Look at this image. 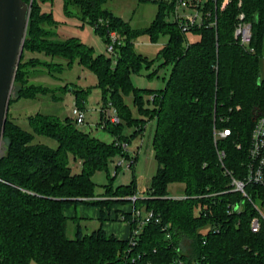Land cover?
I'll list each match as a JSON object with an SVG mask.
<instances>
[{"label":"trees","instance_id":"1","mask_svg":"<svg viewBox=\"0 0 264 264\" xmlns=\"http://www.w3.org/2000/svg\"><path fill=\"white\" fill-rule=\"evenodd\" d=\"M24 1L31 10L9 108L14 101L53 92L34 83L36 72L28 69H47L56 77L64 68L59 59L67 66L77 61L95 73V87L102 89L103 100L116 107L121 119L139 131L156 119L153 147L158 168L151 187L135 202L130 199L137 194L134 181L116 188L106 184L104 194H97L94 173L108 170L117 153L129 156L122 143L129 144L130 138L121 136V121L112 123L102 114L101 124L115 136L108 143L80 129L74 117L38 112L29 116V129L8 117L0 159V264H264V228H251L258 211L233 190L230 174L244 178L251 134L264 116V0H228L224 7L226 0L204 1L205 24L191 29L199 35L196 41H189L188 32L170 19V0H160L156 18L141 30L104 8L108 0H63L68 13L69 6H78L82 18L108 43L111 31L120 36L117 55L109 57L95 54L94 47L79 38H58L57 22L41 7L53 0ZM241 13L252 24L253 50L235 36ZM140 33L154 41L168 36L159 53L162 65H172L164 88H139L132 82L134 72L154 62L135 50L134 38ZM76 92V104L84 107L83 90ZM130 94L137 116L126 100ZM225 129L230 134L222 137L219 132ZM38 136L54 139L57 145L37 141ZM220 151L225 153L222 160ZM72 163L79 165L78 172ZM173 183L184 185L185 197H172ZM246 191L264 198L263 187L250 184ZM126 202L152 210L159 218L143 225L135 243L132 231L138 221L133 211L122 216L116 211L115 219L131 224L128 238L119 239L103 227L105 208ZM237 203L243 204L241 211L233 210ZM80 204L99 206L102 223L89 233L78 225L70 238L68 221L77 215L70 216L68 210Z\"/></svg>","mask_w":264,"mask_h":264},{"label":"rangeland","instance_id":"2","mask_svg":"<svg viewBox=\"0 0 264 264\" xmlns=\"http://www.w3.org/2000/svg\"><path fill=\"white\" fill-rule=\"evenodd\" d=\"M159 2L160 0H108L104 4V8L109 9L115 15L119 16L132 29L141 30L148 27L156 18ZM41 7L43 11L50 13L54 21L57 22L54 29L58 34V38H79L87 45L93 46L95 54H105L108 57L112 55L108 50L109 43L104 39L103 35L95 30V26L82 18L78 6H69L68 11L70 13L66 11L63 0L45 1L41 3ZM170 18H174L173 14H171ZM187 37L189 41L199 39V35L192 32H188ZM119 39L122 40L120 36ZM167 41L168 36L164 35H160L154 41L148 33H140L134 38L135 50L154 60L152 66H144L140 72H134L132 74L131 78L134 86L148 89H161L166 86L172 65H162L163 59L159 53ZM28 55L33 54L28 53ZM58 61L64 64V68L60 73H56V77L50 76L48 73L50 70L47 69L30 68L28 72L31 74L36 72L32 81L41 84L44 88L48 87L53 91L51 96L55 95L60 97L59 101H53L49 95H39L36 99L23 98L13 102L8 110L7 118H13L24 128L29 129V116L38 112L55 114L61 118L68 116L75 117L73 108L77 98L76 91L83 90L84 97L86 98L84 105L85 122L78 127L102 141L108 143L113 142L115 139L114 134L108 129H105L101 124L103 120V109H107L108 102L105 103L103 100L102 89L95 87L97 83L95 73L88 67L80 65L77 61L72 66H67L65 59H59ZM67 86L69 87L66 90L65 87L67 88ZM145 97L146 99L150 98L147 95ZM126 100L132 107L134 115L137 116L138 113L133 105L132 94L128 95ZM110 109L113 112V109ZM121 122V136L130 138V143L127 146L129 156H123L121 153H117L110 160L108 170H100L94 173L93 180L96 183V193L104 194L106 184L112 183L114 188H116L120 185H131L134 181L138 195L143 197L151 187L153 176L158 168L153 147L157 122L155 118L150 119L144 131H139L135 125L130 124L124 118L121 119ZM36 140H41L54 147L57 145L54 139L48 137L38 136ZM120 162L121 164L119 165ZM72 167L74 172L80 170L78 164L72 163ZM183 186V184L179 183L171 184L169 189L172 196L181 194ZM255 201L264 213V198L256 197ZM123 204L129 205L131 211L134 208L132 202ZM97 207L99 206L80 204L76 209L71 208L68 210L70 216L77 215V219L70 218L68 221L67 233L70 238L76 236L78 225H80L84 233H89L100 227L102 221L99 218L100 216L97 217L94 211ZM115 207L116 204L111 208L115 209ZM111 208L108 207V209ZM142 210L143 214H145L146 210ZM121 221L116 220L115 222L120 224ZM107 222L108 220L104 221V227ZM110 226L107 227V230L111 229L109 228ZM30 264L37 263L32 261Z\"/></svg>","mask_w":264,"mask_h":264},{"label":"built area","instance_id":"3","mask_svg":"<svg viewBox=\"0 0 264 264\" xmlns=\"http://www.w3.org/2000/svg\"><path fill=\"white\" fill-rule=\"evenodd\" d=\"M174 2V7L170 12L173 14L174 18H170L172 20L178 21L180 27L185 32H191L192 28L201 27L205 24L206 13H205V3L207 0H170ZM226 0L223 3V6L227 3ZM182 10V11H181ZM244 13H241L239 16V23L235 29V36L239 39L240 43L250 50H253L250 47L252 42V24L246 20H244ZM110 42L108 44L109 52L116 56V45L121 44L122 41L119 39V35L115 31H111L109 33ZM113 109L112 110L110 109ZM74 118L78 125L83 124L85 122V110L84 107H80L78 104L74 105L73 108ZM103 113L105 118L112 123H120L121 118L118 114L116 107L108 102L107 109H103ZM230 134L229 129H225L224 131L219 132V135L225 137ZM123 147L127 149L128 144L126 142L122 143ZM225 156V153L220 151V159L222 160ZM121 162L119 163V165ZM245 176L243 179L235 178L232 173V184L234 185V191H240L245 198L250 200L256 210L258 211V215H256L251 221V228L253 231L258 232L262 228H264V213L260 209V207L256 204L255 199L253 198L247 191V185H257L264 188V116L258 118L253 128L251 134L250 145L248 148V159L245 163ZM172 197L175 198H183L185 196L179 194L174 195ZM138 198H141L138 193L131 196L130 199L135 202ZM134 205V204H133ZM134 207V206H133ZM243 208L242 203H237L233 205V210L241 211ZM133 216L138 221V227L132 231V242L135 243V237L141 232L143 225L151 222L152 220L159 221V218L155 216L152 210H146L145 214H143L142 209L133 208Z\"/></svg>","mask_w":264,"mask_h":264},{"label":"water","instance_id":"4","mask_svg":"<svg viewBox=\"0 0 264 264\" xmlns=\"http://www.w3.org/2000/svg\"><path fill=\"white\" fill-rule=\"evenodd\" d=\"M31 5L24 0H0V159L14 80L24 50Z\"/></svg>","mask_w":264,"mask_h":264},{"label":"crops","instance_id":"5","mask_svg":"<svg viewBox=\"0 0 264 264\" xmlns=\"http://www.w3.org/2000/svg\"><path fill=\"white\" fill-rule=\"evenodd\" d=\"M260 72L262 77H264V55L261 57L260 59ZM115 205H113L114 207ZM94 211L96 212V216L99 217L101 215V208L97 207L94 209ZM116 211L119 212V214L123 212L129 213L132 212L131 208L129 205H124L122 204H116L115 209L111 208V209H107L105 208V217L107 218L106 220H108L107 224L103 225L105 231L108 234H113L114 236L118 237L119 239H125L128 238L131 234V224L129 222H126L124 220L121 221V223H117L115 222L116 220H121V219H115L116 217ZM113 220V221H112ZM111 225L109 228V230H107V227Z\"/></svg>","mask_w":264,"mask_h":264}]
</instances>
